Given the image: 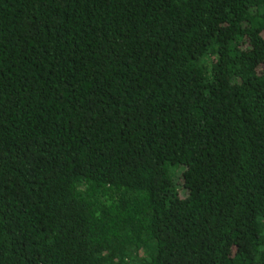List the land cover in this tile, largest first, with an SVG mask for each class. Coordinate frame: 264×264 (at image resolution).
<instances>
[{
    "label": "trees",
    "instance_id": "1",
    "mask_svg": "<svg viewBox=\"0 0 264 264\" xmlns=\"http://www.w3.org/2000/svg\"><path fill=\"white\" fill-rule=\"evenodd\" d=\"M0 264H264V0H0Z\"/></svg>",
    "mask_w": 264,
    "mask_h": 264
}]
</instances>
